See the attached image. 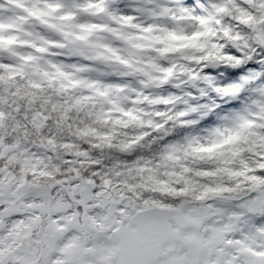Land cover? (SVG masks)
Returning <instances> with one entry per match:
<instances>
[{"label":"clouds","instance_id":"obj_1","mask_svg":"<svg viewBox=\"0 0 264 264\" xmlns=\"http://www.w3.org/2000/svg\"><path fill=\"white\" fill-rule=\"evenodd\" d=\"M0 264H264V0H0Z\"/></svg>","mask_w":264,"mask_h":264},{"label":"trees","instance_id":"obj_2","mask_svg":"<svg viewBox=\"0 0 264 264\" xmlns=\"http://www.w3.org/2000/svg\"><path fill=\"white\" fill-rule=\"evenodd\" d=\"M234 75V72H230L229 76L225 79L231 78ZM239 103L238 99L226 100L224 103L218 104L216 108L209 111L206 115L200 117L192 125L186 126L191 129H198L202 126L209 125L211 123L218 122L224 113H226L229 108L236 106Z\"/></svg>","mask_w":264,"mask_h":264},{"label":"snow or ice","instance_id":"obj_3","mask_svg":"<svg viewBox=\"0 0 264 264\" xmlns=\"http://www.w3.org/2000/svg\"><path fill=\"white\" fill-rule=\"evenodd\" d=\"M254 211H260V209H255Z\"/></svg>","mask_w":264,"mask_h":264}]
</instances>
